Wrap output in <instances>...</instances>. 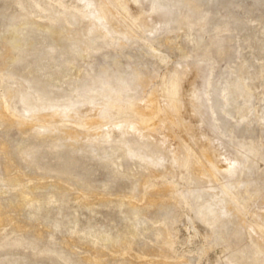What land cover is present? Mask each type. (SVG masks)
I'll list each match as a JSON object with an SVG mask.
<instances>
[{
    "label": "rangeland",
    "instance_id": "obj_1",
    "mask_svg": "<svg viewBox=\"0 0 264 264\" xmlns=\"http://www.w3.org/2000/svg\"><path fill=\"white\" fill-rule=\"evenodd\" d=\"M112 1L0 0V95L13 93V109L29 123L50 111H29L19 102V92L14 90L25 86L27 79L49 87V95L55 98L83 83L87 72L99 75L106 67L116 74L139 72L148 79L137 83L134 100L143 104L154 91L163 106L165 88L178 75L181 106L176 116L181 124H164L157 131L134 129L130 119L115 123L129 114H113L96 127L107 138L71 143L50 122L26 126L0 119V260L6 264H144L143 258L165 256L168 264H228L229 256L238 252L242 263L264 262V257H251L250 248L259 235L252 227L264 224V0H193L200 7L194 9L190 3L185 18L181 13L186 0H167L165 7L175 11L167 26L165 13L151 11V0H120L124 8ZM99 3L107 6L111 21L105 42L98 40L87 55L74 53L71 61L59 57L70 46H83L88 25L105 27L104 18L97 16ZM205 11L207 23L202 30L190 24ZM114 29L124 35L117 36ZM232 50L236 55L229 58ZM207 68L225 76L239 73L233 96L221 98L223 104L232 102L230 111L223 110L221 116L229 131L236 129L234 136L218 130L219 124L198 108L195 94L207 80ZM14 75L21 82L18 85L11 80ZM73 114L67 110L59 118L55 115L63 119L55 126H71L66 119ZM91 126L84 130L92 131ZM129 146L154 162L141 160ZM187 149L191 163L185 168ZM204 151L222 172L204 176L196 162L207 166ZM246 162H253L249 171ZM231 167L234 174L228 171ZM152 171L163 174L151 176ZM144 178L148 184H143ZM167 182L173 183L163 203L139 200L151 193L152 184ZM222 184L228 192L221 203H233L240 216L230 213L214 222L205 207L193 204V198L200 194L198 201L205 202L219 197ZM167 210L171 220H164ZM95 252L102 260L94 262Z\"/></svg>",
    "mask_w": 264,
    "mask_h": 264
},
{
    "label": "bare ground",
    "instance_id": "obj_2",
    "mask_svg": "<svg viewBox=\"0 0 264 264\" xmlns=\"http://www.w3.org/2000/svg\"><path fill=\"white\" fill-rule=\"evenodd\" d=\"M172 1L175 2V3H177L178 0H172ZM112 2L116 6H121V8L123 7V3L120 0H113ZM165 2H167V0H151V7L152 8H150V9L153 12H163V13H165L166 14V17H165V20H164V25L167 26L171 21H173V18L175 16V11L172 10V8L165 7V5H164ZM218 2H220V1H218ZM190 3L193 4V0H186L185 1V4L187 6H186V9H185V12L183 11V13H181V14H183L182 15L183 18L187 17L189 15V13H190V12H188L190 10V7H191V6H189ZM219 5H220V3H219ZM99 6H100V8H96L97 16L104 18V20H105V22H104L105 27L104 26L102 27L101 25H96L95 23H92V24L88 25L86 27V29H85L86 30L85 35L83 36V46L80 47V48H78L79 47L78 44H77V46L76 45L75 46H70L68 49H64L63 50V53L59 57L66 58V60H70L71 61L77 55L78 56L87 55L88 54L87 52L89 51V49H91V48L94 49L95 48V46H93V45H96V43H97L98 40H100V39L103 40L104 37L107 36V34L109 33V30L106 28V26H108V25L111 24L110 18L108 17V8H107L106 5H102L101 3H99ZM197 7H200V6H198V4L197 5H194V9H197ZM197 11H199V10H197ZM206 16H207L206 15V11L205 12H202L201 14H199L196 17V20L195 21L193 20L194 22H191L190 24L193 25V26L194 25H197L199 27V29L202 30V28L204 27V25L207 23L206 22L207 21ZM238 20H236V21H238ZM114 30H115V32H117V34H116L117 36H120L121 37L122 35H124L123 32H122V30H119V29H114ZM217 36H215V37H217ZM216 39L219 41V46H220L222 44V42H223L222 41V38L220 37V38H216ZM200 41L201 40H199V42ZM215 44H218V43L216 42ZM211 45H213V44H211ZM219 49H220V47H219ZM230 49H231V47H230ZM74 53L76 54V56H75ZM228 53H226V54L229 55V58H231L232 56H234L232 54H235L236 55L235 50H232V51H230ZM65 55H67V56H65ZM56 58H57V56H56ZM6 59H7V57H6ZM111 70H109L107 67L104 68V69H101L100 72H99V75H98V72H94V71L93 72H87V74L84 76V82L83 83H78L75 86L68 88V91L67 90L66 91H63L64 93L58 95L55 98H52V96L49 95L50 92H51V89L49 87H48V89L43 88V85L38 86V82L37 81H32V80H28L27 79V81H28V83H26L27 85L25 84V86H18L14 90V92H19L18 93V100H19V102H21L22 106L25 109L29 110V111H32V110H46V111H50V112H47L46 114H39L37 116H34L33 118H31L29 120L30 121L29 123H25L24 122L25 120H23L25 118H22L20 116V114H18L13 109V106L10 103V100L12 98V94L13 93H11L9 91H6L2 95H0V119L3 120V121H9V122L15 120L16 122H18L20 124H23L24 123L26 126H31L32 124H38L39 125V124L45 123V122H50V123L54 124V126H55V123H57L58 121L63 120L62 118L61 119H58L59 118L58 115L61 112H64V111H67V110H72L74 112V114L71 115L70 117H68L66 119L69 122V124L70 123L72 124L71 126L68 125V124H66L68 126H64L62 128H59L57 126H55V127L52 126L53 129H57L58 131L61 132L62 137L70 138L69 141L71 143L74 142V141L76 142L77 140H80V138H85L88 141H94V142H98L97 140H98L99 137H101V138L102 137L103 138L106 137L107 138V135H104V136L101 135L100 136V134L96 130V127H97V125H100L102 123V118L107 117L108 118V121L111 120L113 118V114L114 115L117 114L119 116H120V114H123V115L129 114L130 115L129 117H122V119L119 120V121H116L115 120V123L120 124L122 121H128L130 119L129 120L130 125L134 129H147L149 131H157L164 124H176V125H180L181 124L180 119L176 116V114L178 113V110H179V108L181 106V101H180V98L178 96V87H179V84H178L179 76L178 75L176 77L172 78V80H170L171 82L166 86L167 88H165V92H164L166 94L165 95V97H166V104L163 105V106H161L158 103V101L156 100V98H155L154 91H152L150 93V95L146 97L145 103H143V104H140L137 100H134L136 98L135 94L133 93V91L135 89V86L137 85V83H142L143 84V82L146 81V79H148V76L147 75L140 74L139 72H135L134 74H132V73L130 74L127 71L119 72V73L116 74V73H114ZM204 73H205L204 75L207 77V80L205 81V84L203 85L202 90L201 89L199 91L197 90L198 92H196V94H195V99L197 100V102L199 104V107L198 108H201V107L204 108L202 112H207V119L210 120L211 122L218 123L219 126H216V128L218 130L222 131L225 134L226 132L229 131V129H228L227 126H225L223 124V122H222V118L223 117L221 116V114H222V111L223 110L224 111L225 110L226 111H230V108L232 106V102L229 100L225 104H223L222 101H221V98L222 97H228V98H230V97L233 96L234 91L236 90L237 82H239V77H238V74L239 73H233L232 72L231 75L234 74V76H231V75L230 76H228V75L225 76L221 72H215L214 73V71L211 70V69H209V68H207ZM15 76L16 75H14L13 77H11L12 79L11 78L10 79L12 80V82H14V83H16L18 85L19 82H20V80H19V78L15 77ZM25 79L26 78H24L23 80H25ZM56 82H58V81H56ZM191 83H193V82L191 81ZM55 84H57V83H55ZM66 86H68V85H66ZM112 88H113V90H111ZM62 90H64V89H62ZM170 95H173V96L175 95L174 96L175 99L172 100L169 97ZM195 99H194V101H195ZM124 100H127L126 101L127 103L123 105L124 106L123 107L124 110H122L121 109L122 108L121 107V104H122V101H124ZM208 104H210V108H209ZM223 108H225V109H223ZM112 109H115L116 111L113 112V113L112 112H108L109 110H112ZM55 115H57L58 118L57 117L54 118ZM57 125H59V123ZM91 125H93V126H91ZM90 126L92 127V131L87 130V129L84 130V127H90ZM237 126H236V128H237ZM235 130H236L235 128L230 129L229 132L231 133L232 136H234ZM123 131H124V129H123ZM222 132H219L220 135L222 134ZM219 133L218 134L215 133V134L218 137H220L219 136ZM121 142H122V140H121ZM115 143H117V142H115ZM54 146H57V145L54 144ZM52 147H53V145H52ZM260 148L261 147H259V150H260ZM80 149H82V148H80ZM128 149L134 150V154H136L138 157H140L141 160H144V161L150 160V161L154 162V158L152 159L150 156L143 155V154H140V153L137 154L139 152L138 151V148L137 149H134L133 147L129 146ZM25 150H26V148H25ZM94 150H97V149L94 148ZM256 150L258 152V149L257 148L254 149L255 152H256ZM21 151H23V150H21ZM188 152H190L189 149H187L185 151V156L183 157L184 158V161L183 162L185 164L184 165L185 168H188L189 167V164L191 163V160H190V157H189L190 155L188 154ZM94 153L97 154V155L98 154L99 155L103 154L102 152H96V151H94ZM27 157H29V156H27ZM145 157H147L149 159H146ZM203 157H204V159H205L208 167L202 161L197 160L196 162L199 164L200 168H202V171L201 172L204 173V176L206 178L207 177H210L212 175H215L217 172H222L223 171L222 168L219 167L212 160V158L210 157V155L206 151L203 152ZM30 159H32V158L30 157ZM157 161L155 162V164L158 163ZM25 163H26V161H25ZM252 163H248L247 164V162H246V164H245L246 165V169L245 170L249 171V169L251 168V164ZM10 164H12V163L11 162L8 163L7 168L10 167ZM28 166H29V163H28ZM153 167H154V165H153ZM51 169H53V168H51ZM61 170L58 169L57 171H61ZM234 170H235V168L234 167H231L228 171L231 174V173H233ZM51 172H53V171L51 170ZM152 173L153 174H151V176H157V175H160L161 176L163 174L161 172L154 173L153 171H152ZM166 174H165V176H166ZM160 176H158V177H160ZM165 176L163 175V177H165ZM172 183L171 182H167V183H164L162 185L152 184V187L150 188L152 190L151 193L150 194H146L144 196H139L140 197L139 200H142V201L145 200L144 202H146V204H149V205L163 203L166 200L164 198L165 195H166L165 194L166 193V190H168L169 186H172L171 185ZM143 184H148V182H147V180L145 178L143 180ZM221 188H222L220 190L221 196L216 197V198H211L209 201L202 202V201L199 200L200 201L199 202L198 201V198H199L200 194H196L195 195V198H193L194 199L193 204L194 205H200L198 209H202V207L203 208L205 207L204 209L207 212V215L210 218H212L214 220V222H216V220H219L220 218L221 219L222 218L224 219L230 213L231 214H233V213L236 214L237 217L240 216L239 208L235 207L233 205V203H230L227 200H225V202L221 203L224 200V198H225L224 197V194H226L228 192V186L222 184L221 185ZM63 189H65V188H63ZM230 191H232V190L230 189ZM230 195H232V194H230ZM234 195H235V193H234ZM238 202L235 203V204H238ZM242 204H240V205H242ZM238 207H240V206H238ZM244 208H245V206H244ZM164 212H165V215H166V217L164 218V220H171V218L168 219V217H169V215H168L169 214V211L167 210V211H164ZM196 213H198V212H196ZM0 214H3L2 211H1V209H0ZM199 214H200V210H199ZM202 218H204V217H202ZM231 220H233V219H231ZM233 221H235V220H233ZM210 223H211L210 225H212V222H210ZM219 223H220V221H219ZM220 225H222V224H220ZM220 225H218V226L220 227ZM252 230L255 231L256 233H258L259 235H258V238L252 240V241H254V243L252 242L253 245L250 248H252V250L254 251V253H253L252 256L251 255L250 256L251 257H254V256H257L258 257L259 256V258L261 256L263 258L264 257V224L261 227L258 226V225L253 226L252 227ZM217 231H218V229H217ZM167 234H169V233H167ZM115 249L119 251V248H115ZM95 253L96 254L93 256L94 262H98L99 260H102L101 259L102 258V255L99 254L98 252H95ZM140 257L143 258V255H141ZM240 258L241 257L238 256V252H234L232 255L229 256V258H228V264H245V263H242L241 262ZM0 263L1 264H6V263H9V262H6V261L4 262V261H1L0 260ZM142 263H144V264H168V262L166 261L165 256H163V257H161L160 259H157V260H144V258H143ZM246 264H254V263H252V262H248L247 263L246 262ZM260 264H264V262L262 261V263H260Z\"/></svg>",
    "mask_w": 264,
    "mask_h": 264
}]
</instances>
